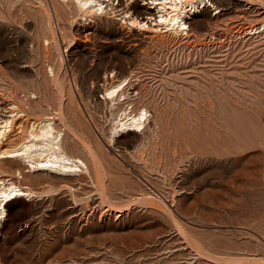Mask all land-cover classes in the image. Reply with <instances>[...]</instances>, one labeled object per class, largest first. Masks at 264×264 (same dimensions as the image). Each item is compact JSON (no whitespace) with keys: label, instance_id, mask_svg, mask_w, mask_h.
<instances>
[{"label":"rangeland","instance_id":"obj_1","mask_svg":"<svg viewBox=\"0 0 264 264\" xmlns=\"http://www.w3.org/2000/svg\"><path fill=\"white\" fill-rule=\"evenodd\" d=\"M35 1L0 0V117L11 103L61 112L104 168L71 134L89 176L20 179L28 167L0 158V177L35 191L6 205L0 264H264V0L208 2L189 34L122 22L150 0L93 18ZM125 77L118 105L105 99ZM142 108L146 128L111 141L114 119Z\"/></svg>","mask_w":264,"mask_h":264},{"label":"bare ground","instance_id":"obj_2","mask_svg":"<svg viewBox=\"0 0 264 264\" xmlns=\"http://www.w3.org/2000/svg\"><path fill=\"white\" fill-rule=\"evenodd\" d=\"M72 1L75 2L85 17L90 16L93 18L94 15L100 14L102 12L109 13V10L112 12L111 14H113V12L117 10V7L113 5L114 0ZM35 2H37V0ZM208 2L217 9L221 5H224L223 0H150L148 1L149 4H142L139 7L137 6L138 2L136 3L135 0H133L132 6L141 8L145 12L144 17L142 19H137L134 17V15L131 16L129 13L130 9H127V11H124L125 13L122 11L123 15L120 19L122 22H127V24L129 23L130 26L136 27V29L138 28L140 30L151 32H158L161 30L170 31L175 34L180 32L189 34L194 25H196V15L203 14L206 11L205 6ZM108 6H110V8ZM124 7L126 8V5ZM249 29L253 31V33L259 32L258 27L255 26H249ZM191 32H193V30ZM49 69L51 74H54L53 68L50 67ZM127 79L128 77H125L124 79H120L118 83L111 84L109 87L105 86V91L107 93H105L106 95L104 94L105 99L111 98L114 100V102H116L115 100L124 93V88H126L125 82ZM126 84H128V82ZM31 96L36 97V94L33 93ZM120 100L118 101L120 102ZM8 108L9 109L7 112H9V114L4 115L5 117H0V158L10 160L14 159L20 164H24L28 167L27 170H23L22 167H17L18 169H16V176H18L20 179L27 176L26 172H36L37 175L50 174L53 177L59 178L61 180H70L75 176L74 174L84 176L91 175V166L89 167V164L81 156L75 155V153H72L67 148L65 139L66 136L69 137L68 134H71L75 140V142L73 141L74 144L71 143V148H73L76 144L78 147L82 146L88 151V154L90 155L89 157L91 158V163L93 162L92 164L97 174L103 170V159H100V157L97 155V152H95V149H93L92 145H90L91 142L89 141L87 135H85L82 129H78L76 127L77 124L75 122L74 123L76 126H73L72 122H66L64 116L60 115L61 112L59 114L60 116L58 115V117L57 115H55V117L51 114H41L40 116H35L36 118H30L31 116L29 117L28 111L22 109L20 106L18 107L17 103H11V105L9 104ZM146 112L147 111L145 109H143V111L139 110V112L135 113L134 115L131 113L126 114V112H124V116L121 114L122 112L119 113L121 115L116 117L113 121V124L111 125V131L109 132L110 140H120V136H124L125 134L135 135L137 131L146 128L145 122L148 118V116L146 117ZM16 135L20 137V141H14V137ZM5 144L11 145L9 148H5ZM101 178L100 181H103ZM33 195H35V191L30 189L29 186L17 183L10 177H0V225L2 224L6 215V205L8 202L19 197L31 199Z\"/></svg>","mask_w":264,"mask_h":264}]
</instances>
